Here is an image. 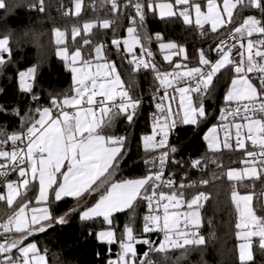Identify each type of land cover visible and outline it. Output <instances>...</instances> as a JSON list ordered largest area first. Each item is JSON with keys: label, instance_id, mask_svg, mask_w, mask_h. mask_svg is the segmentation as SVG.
Returning a JSON list of instances; mask_svg holds the SVG:
<instances>
[{"label": "snow or ice", "instance_id": "1", "mask_svg": "<svg viewBox=\"0 0 264 264\" xmlns=\"http://www.w3.org/2000/svg\"><path fill=\"white\" fill-rule=\"evenodd\" d=\"M19 6L18 0H0L5 19ZM72 6L71 15L79 17L82 0H72ZM103 7L110 11L111 19L85 21L82 29L79 25L71 29L74 51H70L66 32L53 29L55 55L71 74L69 92L49 93L48 102L41 104L42 97L35 91L40 65H31L15 74L18 94L30 98L28 110L22 114L19 105H0V113L19 120L18 129L11 132L0 128V202L13 209L0 223V264H48V250L42 253L30 238L63 227L70 217L77 216L89 229L86 236L107 253H96L100 264H153V253L202 251L206 246V238L199 232L202 209L211 198L203 190L212 183L204 176L208 161L191 156L177 159L180 150L171 144L170 135L183 125L191 127L196 137L201 125L212 119L218 123L207 127L202 136L208 151L234 150L245 157L240 160L244 167L229 168L226 176L232 184L239 264L253 262L256 250L264 254V209L258 214L253 196L240 194L237 183L264 177V0H222V4L217 0H206V4L202 0H104ZM92 8L95 11L96 5ZM29 9L43 13L45 0L32 3ZM149 13L161 21L182 19L184 25L194 24L205 36V26L210 25L211 33L219 39L207 50L198 49L190 66L184 62L189 60L184 46L165 43L161 34L155 33L168 64L162 68L150 47ZM125 19L126 35L119 36L118 21ZM104 30L112 31L110 42ZM98 36L103 37L99 42ZM11 37V31L0 36V75L12 63ZM113 52L121 66L126 62L133 74L141 69L152 72L157 85L150 98L154 107L149 117L151 131L142 134L138 143L145 158L133 161L129 168L131 171L142 163L145 170L127 178L119 177L131 156L129 135L107 129L121 120L134 125L143 96L134 95V84L122 79L111 59ZM222 70L234 75L217 116L208 111L206 102L214 97L215 80ZM249 73L256 74L258 84ZM7 92L0 88V95ZM211 163L222 167L215 159ZM194 171L201 173L199 179H192ZM217 178L213 173L212 179ZM188 192L193 193L191 198H187ZM30 195L35 196L36 204L45 206L31 207L29 219ZM65 198H72L75 204L56 216L55 209ZM141 207L146 209L142 217L138 214ZM118 213L128 215L122 228L115 224ZM10 233L16 235L9 238ZM154 233L159 234L158 241L150 238ZM113 245H118L115 258ZM138 245L146 246L142 255Z\"/></svg>", "mask_w": 264, "mask_h": 264}, {"label": "trees", "instance_id": "2", "mask_svg": "<svg viewBox=\"0 0 264 264\" xmlns=\"http://www.w3.org/2000/svg\"><path fill=\"white\" fill-rule=\"evenodd\" d=\"M17 7L5 19V15L0 11V36H3L7 31L12 32L10 40L12 63L5 68L3 74L0 75V88H7L6 95H0V105H19L21 112L27 111L29 108L28 100L30 98L18 94L17 85L15 83V74L18 70H23L31 65H40L38 72V80L36 82L35 91L41 95V104L48 102L49 93H64L69 92L72 88L71 74L64 68L63 62L56 55V45L53 38V29L59 28L67 34V42L70 45V51H74L71 46V29L79 25L82 27L85 21L95 19H111L110 11L104 10V0H82L83 7L79 17L71 15L73 6L72 0H45V11L43 13L30 10L29 6L32 3H38V0H18ZM96 5V10L93 11L92 5ZM69 11V15H63V12ZM119 36L126 35L128 26L127 20L118 21ZM147 31L154 36L155 33H160L163 42H174L184 46L189 54V60L184 61L193 63V56L198 49L209 48V45H214L219 39L217 34L210 31V26H205L208 30V35H202L195 26H186L180 19L168 18L161 21L158 16L153 17L151 13L147 17ZM95 31V30H94ZM107 32V40L112 39V31ZM220 35H223L221 31ZM79 39V37L77 38ZM97 42L103 39L102 36L95 38ZM154 53V58L157 64L162 68H167L168 64L164 63L162 53L160 52L158 42L152 40L150 45ZM87 52L84 53L87 56ZM7 59V54H5ZM122 73V79L125 82L131 81L134 84L133 94L144 99H150L155 88L154 81L149 74L138 72L133 74L130 66L125 62L121 66V60L114 52L111 55ZM174 57L173 60H177ZM234 75L229 71H222L218 74V79L215 80V95L206 103L210 113L215 112L218 115V110L222 106V98L226 91V86L230 82L231 76ZM257 84L258 80L253 79ZM35 107V105H32ZM154 111L151 105H142L139 110L136 122L132 126H128L126 121H119L113 128L107 129L108 132H114L116 135H129L131 156L128 159L120 173L119 178H127L139 175L144 172V165L141 163L138 168L129 170L133 161H142L145 158V153L138 148L139 138L142 134H149L151 131L150 114ZM217 123L216 119H212L207 124L201 125V132L196 137H193L191 127L178 125L174 131L173 145L180 150L177 159L183 157L187 159L189 156L193 158L206 157L207 166L204 172L206 179L212 181L210 185L204 186L211 198L206 202L202 209L203 223L199 232L206 238V246L202 251L192 250L183 253L182 250L170 251L167 255L163 253H154L150 258L153 264H239L238 254L236 253L237 240L235 238V206L231 204L230 191L232 184L228 182L226 172L229 168H240V160L245 157L239 151L222 150L218 153L208 151L205 142L202 139L203 132L211 124ZM7 128L9 132L18 129L19 120L10 115L0 113V128ZM215 159L218 164L211 163ZM204 168V165H201ZM213 173L218 177L213 180ZM182 175V174H181ZM201 173L194 171L192 179H199ZM237 190L240 193H252L254 196L253 207L259 214L262 207L261 195L264 191V177L256 180H244L237 183ZM193 193L188 192L187 198H191ZM20 198L18 197L17 200ZM35 196H29L30 207L34 204ZM81 203H84L81 201ZM75 202L72 198H65V201L59 202V207L55 209L56 216L62 215L70 207H73ZM14 208L18 210V205ZM146 209L141 207L138 209L139 216L142 217ZM13 213V209L8 208L6 202L0 203V220H4L8 215ZM128 219L125 213L116 214L115 224L122 228L124 222ZM139 223V220H138ZM89 231L87 227H83L77 217H70L69 222L63 226H57L54 230L50 229L46 233L34 234L29 242H36L41 252L44 249L48 250V264H100V259L96 255L98 251L105 256L106 252L98 247V242L86 234ZM84 233L85 235H82ZM10 235H8L9 237ZM114 254L118 251V245H113ZM138 254L142 255L145 251V246L138 245ZM106 264V261H104ZM249 264H264V254L259 250L254 252V261Z\"/></svg>", "mask_w": 264, "mask_h": 264}, {"label": "built area", "instance_id": "3", "mask_svg": "<svg viewBox=\"0 0 264 264\" xmlns=\"http://www.w3.org/2000/svg\"><path fill=\"white\" fill-rule=\"evenodd\" d=\"M153 37V39L152 40H154V41H156L155 40V35L154 36H152ZM232 42H234V41H230V43H232ZM135 54L137 55V56H139V48H137V49H135ZM236 59L238 60L239 59V57L237 56L236 57ZM140 72H143V73H145V74H149L151 77H152V79H153V81H154V74L152 73V72H150V71H145V70H143V69H141L140 70ZM234 74V73H233ZM249 77L253 80V79H257V77H256V74H252V73H250L249 74ZM258 80V79H257ZM157 85L155 84V87H156ZM170 94H171V90H170ZM160 95H163V91L161 90V92H160ZM151 98V97H150ZM150 104V99H144L143 98V104L142 105H149ZM234 107V106H233ZM218 115H219V112H218ZM217 115V116H218ZM217 123H218V121H217ZM150 125H151V121H150ZM175 131V130H174ZM174 131H173V133L170 135V142H171V144L173 143V138H174ZM221 139H223V133H221ZM233 147H235V142H234V140H233ZM247 147L249 148V149H251V144L249 143L248 145H247ZM12 179H16V176L15 175H13L12 176ZM177 183H179V178H177ZM0 203H4V202H0ZM205 204H206V202H205ZM13 214V213H12ZM7 218H5L4 220H0V223H3V222H5V220H6ZM0 233H2V229H0ZM11 234V233H10ZM10 234H7V235H10ZM152 240H154V241H158L159 240V238H160V236H159V234H152V236L150 237ZM2 240H3V236L2 235H0V242H2ZM145 250H146V246H145ZM154 254V253H153ZM153 254H151V256L153 255ZM150 256V257H151Z\"/></svg>", "mask_w": 264, "mask_h": 264}, {"label": "rangeland", "instance_id": "4", "mask_svg": "<svg viewBox=\"0 0 264 264\" xmlns=\"http://www.w3.org/2000/svg\"><path fill=\"white\" fill-rule=\"evenodd\" d=\"M217 2L218 3H221L222 4V0L221 1H218L217 0ZM72 11L74 12V7H73V9H72ZM81 29H82V27H81ZM62 31V30H61ZM66 36H67V34H66ZM53 38H54V36H53ZM55 39V38H54ZM165 43H168V42H165ZM161 52V51H160ZM163 55L164 54H162V58H163ZM174 58V57H173ZM164 61V60H163ZM164 63H166L167 64V62H165L164 61ZM222 71H224V70H222ZM250 74V73H249ZM233 76V75H232ZM231 76V77H232ZM231 79V78H230ZM230 83V82H229ZM177 104H178V100H177ZM173 108H174V110H175V105H173ZM206 144V143H205ZM206 146H207V144H206ZM244 167V165L242 166V167H240V168H243ZM227 177V176H226ZM245 180H250V181H252V180H256V179H245ZM240 194H242V195H252L253 196V194L252 193H240ZM253 200H254V196H253ZM261 202H262V207H263V209H264V191H263V193H262V195H261ZM15 203V202H14ZM252 203H253V201H252ZM45 205H43V204H40V205H38V204H35V205H33V206H31V207H36V208H38V209H42L43 207H44ZM31 207H29V209H27L26 211H27V213H28V216H29V219H30V217H31V211H30V208ZM11 235L12 234H10V236H9V238H12L11 237Z\"/></svg>", "mask_w": 264, "mask_h": 264}, {"label": "crops", "instance_id": "5", "mask_svg": "<svg viewBox=\"0 0 264 264\" xmlns=\"http://www.w3.org/2000/svg\"><path fill=\"white\" fill-rule=\"evenodd\" d=\"M218 1H221V0H218ZM172 2H174V0H172ZM202 2L203 3H205L206 4V0H202ZM206 10V9H205ZM181 21H182V19H180ZM182 23H183V21H182ZM186 26H189V25H186ZM193 26H195L194 24H193ZM206 26H210V25H206ZM36 194H38V188H37V193ZM34 204H36V201L34 200ZM12 235H11V237L13 238L16 234L15 233H11ZM15 251V250H14ZM43 253V252H42ZM47 259V258H46Z\"/></svg>", "mask_w": 264, "mask_h": 264}]
</instances>
